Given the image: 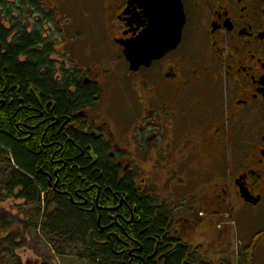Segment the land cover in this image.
<instances>
[{"label": "flooded vegetation", "instance_id": "obj_1", "mask_svg": "<svg viewBox=\"0 0 264 264\" xmlns=\"http://www.w3.org/2000/svg\"><path fill=\"white\" fill-rule=\"evenodd\" d=\"M160 1L105 0V36L119 63L106 58L94 65L100 64L102 69L93 66L83 71L76 60L70 59V68L64 59L58 62L65 74L75 77L76 83L69 89L72 95L78 82L94 89L92 100L73 112L71 119L67 117L65 124L91 139L87 150L93 164L99 159L98 147L119 183L129 181L136 197L146 199L149 206L154 204L164 213L170 209L169 220L177 223L176 235L189 233L200 223L191 215L199 197L193 179L203 170L202 182H210L209 150L217 158L219 181L214 195L204 196L202 191L200 198L216 199L213 205L224 211L232 195L229 189L234 188L244 205L258 210L264 218V0H179L186 18L180 44L150 66L132 72L124 43L138 39L152 27L153 19L159 16L152 11ZM110 91L114 93L106 101ZM205 94L211 99L207 104L201 100ZM27 95L41 103L32 84ZM121 107L125 108L123 113ZM182 119L186 131L180 133ZM229 128L236 139L232 145ZM246 137L249 142L244 151L238 149L234 161L229 159L230 148L246 145ZM183 152L188 153L184 159ZM238 152L243 153L238 156ZM10 158L14 166L13 156ZM188 159L194 164L182 167ZM242 192L252 203L245 202ZM183 197L195 200V204H182ZM100 219L97 225L104 233L107 229ZM254 240V244L264 245V241ZM228 263L222 259L220 264Z\"/></svg>", "mask_w": 264, "mask_h": 264}, {"label": "trees", "instance_id": "obj_2", "mask_svg": "<svg viewBox=\"0 0 264 264\" xmlns=\"http://www.w3.org/2000/svg\"><path fill=\"white\" fill-rule=\"evenodd\" d=\"M43 6L33 0H0V147L5 150L0 149V160L8 168L5 190L9 196L18 191L17 198L28 205L36 203L38 217L48 225L33 228L51 239V250L59 256L75 253L88 264L210 263L199 245L194 249L182 245L190 243L188 232L176 235L170 209L164 213L149 206L146 199L136 197L129 181L119 183L98 147L99 159L93 164L87 150L91 139L65 124L92 100L94 89L78 82L76 94L69 91L75 77L52 59L55 38L50 34L44 39L43 25L53 21L51 13H42ZM31 11L42 22L26 26L24 19ZM30 84L38 89L41 103L27 95ZM181 202L195 204V200ZM99 219L107 229L104 233ZM8 227L0 218V228ZM239 249L236 264L254 262L251 246Z\"/></svg>", "mask_w": 264, "mask_h": 264}, {"label": "rangeland", "instance_id": "obj_3", "mask_svg": "<svg viewBox=\"0 0 264 264\" xmlns=\"http://www.w3.org/2000/svg\"><path fill=\"white\" fill-rule=\"evenodd\" d=\"M16 1V0H13ZM29 1V0H27ZM43 6L42 13H51L49 17L52 18L51 25L44 24L43 32L44 39H49L50 34L54 37L56 42V57L54 60L59 62L63 60L67 68H70V59L76 60L81 70L92 68L96 63L102 62L104 59H109L110 62L119 63L116 55L110 51L111 43L109 38L105 36V27L102 20L106 17L105 0H33ZM53 7V8H52ZM52 9V10H50ZM48 16V15H47ZM30 21L34 23L42 22L39 15L27 12L24 19V24L30 26ZM29 32L32 27H29ZM63 32V33H62ZM64 34V35H63ZM56 36V37H55ZM64 36V37H63ZM59 50V51H58ZM107 50V52H105ZM66 54H69L70 57ZM118 64V72L122 69ZM61 66V65H60ZM94 67L102 69L100 64ZM93 67V68H94ZM114 91L107 93L106 101L111 99V94ZM104 97V98H105ZM204 103H208L211 99L207 94L201 96ZM197 101H200L197 100ZM194 105V103H192ZM196 105V104H195ZM198 106H202L198 104ZM192 106H189L190 110ZM125 108L121 107V111ZM120 113V112H119ZM121 115V114H120ZM185 119L180 121L179 131L185 132ZM229 141L230 145L236 141L235 135L231 133L230 128ZM197 138H200L197 136ZM179 141L177 138L175 139ZM249 138H245L246 145L233 146L229 150V159L234 161L236 151H244V146H247ZM231 147V146H229ZM213 151L209 150L208 154V169L210 170V177L207 179L208 183L202 182L204 180L203 170L199 175L193 179L197 184L198 199H196L197 208L192 210V216L198 214L200 219L192 231L185 235L188 242L192 245H199L206 256L207 260L213 264H220L222 259L228 260L230 264H236L238 253L241 251V243H246L244 247L251 246L253 253H256V259L250 264H264V245L255 243V240L264 241V234L259 237L249 240L257 229L264 227V218H261L251 207L244 205L243 201L238 198L234 192V188H230L229 192L232 194L230 198L225 199L226 204L224 211H217L216 205H213L216 199H202L200 194L204 191V196L214 195L217 190L214 186L218 184L219 175L217 170V158L211 155ZM243 152H238V156ZM188 156L187 152L182 153L184 159ZM192 156V155H191ZM139 157H137L138 159ZM189 163L182 162V167H188L194 164V160ZM3 160H0V218L6 221L8 230L3 231L0 228V264H88L83 263L76 257L75 253L66 252L62 256L51 250L52 242L49 237H46L42 230H35L33 226L40 225V228H45L46 223L38 217V206L36 203L28 205L23 199H18L16 191L13 196H9L5 190V173L7 172ZM229 174V173H228ZM227 173L225 175H228ZM230 177V176H229ZM226 180V176H225ZM194 187H189L192 190ZM185 194L189 195V193ZM183 199H185L183 197ZM174 201V199H167V201ZM176 199L175 201H177ZM208 201L209 207L206 206ZM177 203V202H176ZM175 203V204H176ZM45 210V208H44ZM264 207H262V211ZM176 211V210H175ZM54 206L47 210L48 218L52 216ZM264 214V212H262ZM203 215V216H202ZM200 216V217H199ZM259 218H261L259 220ZM5 236V239H4ZM4 239V240H3ZM259 244V247L257 246ZM258 251V252H257ZM247 264V263H242Z\"/></svg>", "mask_w": 264, "mask_h": 264}, {"label": "water", "instance_id": "obj_4", "mask_svg": "<svg viewBox=\"0 0 264 264\" xmlns=\"http://www.w3.org/2000/svg\"><path fill=\"white\" fill-rule=\"evenodd\" d=\"M158 4L152 11L159 15L153 19L152 27L138 39L124 43L125 55L133 72L150 66L153 61L175 50L181 42L186 20L183 5L179 0H161ZM242 196L246 202L252 203L244 192Z\"/></svg>", "mask_w": 264, "mask_h": 264}]
</instances>
